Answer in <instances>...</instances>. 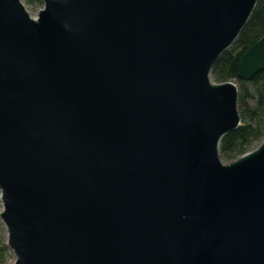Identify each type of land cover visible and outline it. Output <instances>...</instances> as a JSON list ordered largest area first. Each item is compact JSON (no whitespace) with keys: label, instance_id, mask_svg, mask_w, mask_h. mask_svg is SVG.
Returning a JSON list of instances; mask_svg holds the SVG:
<instances>
[{"label":"water","instance_id":"water-1","mask_svg":"<svg viewBox=\"0 0 264 264\" xmlns=\"http://www.w3.org/2000/svg\"><path fill=\"white\" fill-rule=\"evenodd\" d=\"M258 2L0 0L12 264H264V140L222 160L239 90L211 77Z\"/></svg>","mask_w":264,"mask_h":264},{"label":"trees","instance_id":"trees-1","mask_svg":"<svg viewBox=\"0 0 264 264\" xmlns=\"http://www.w3.org/2000/svg\"><path fill=\"white\" fill-rule=\"evenodd\" d=\"M30 6H44V0H23ZM264 36V0H259L248 24L236 43L217 61L212 70L216 83L233 82L239 90L238 110L241 126L223 138L220 156L232 162L256 149L264 140V71L252 81L239 78L243 55ZM14 257L7 245L6 229L0 219V264H12Z\"/></svg>","mask_w":264,"mask_h":264},{"label":"rangeland","instance_id":"rangeland-1","mask_svg":"<svg viewBox=\"0 0 264 264\" xmlns=\"http://www.w3.org/2000/svg\"><path fill=\"white\" fill-rule=\"evenodd\" d=\"M26 5V8L28 10V12L30 13V15L33 17V18H36L37 17V14L38 12L43 8V6H30V5H27L26 3H24ZM226 163H230V162H226ZM0 211H1V201H0Z\"/></svg>","mask_w":264,"mask_h":264}]
</instances>
